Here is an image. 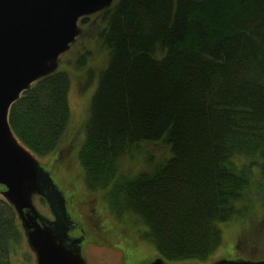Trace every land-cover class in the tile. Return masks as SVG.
<instances>
[{
  "label": "trees",
  "instance_id": "16d2710c",
  "mask_svg": "<svg viewBox=\"0 0 264 264\" xmlns=\"http://www.w3.org/2000/svg\"><path fill=\"white\" fill-rule=\"evenodd\" d=\"M103 13L109 59L77 151L85 183L137 216L168 261L206 260L220 222L246 214L255 165L264 186V0H114ZM69 83L57 68L10 105L11 128L37 156L67 129ZM161 138L162 162L119 171L132 145ZM23 235L0 196V264Z\"/></svg>",
  "mask_w": 264,
  "mask_h": 264
},
{
  "label": "rangeland",
  "instance_id": "374dc122",
  "mask_svg": "<svg viewBox=\"0 0 264 264\" xmlns=\"http://www.w3.org/2000/svg\"><path fill=\"white\" fill-rule=\"evenodd\" d=\"M105 22L103 9L82 15L78 20L81 29L79 34L68 49L60 54L57 68L65 69L70 76L67 96L69 122L57 148L37 158L64 193L67 210L75 222V228L69 232L74 235L83 234L81 248L88 264H145L161 255L146 237V225L131 213L113 211L104 189H90L85 183L83 168L77 158L90 116L91 98L98 77L109 59V48L100 35ZM170 154V148L163 138L143 140L121 154L117 165L120 172L135 173L151 169ZM236 160L241 164L248 158L239 155ZM253 172V182L245 201L246 214H235L221 221L222 241L219 246L206 260L191 261L210 264L216 259L234 255L249 258L264 256V186H259L263 181L259 179L257 165ZM3 187L0 184V189ZM33 200L42 214L52 216L42 196L35 195ZM10 257L13 263H36L35 252L25 237L16 245Z\"/></svg>",
  "mask_w": 264,
  "mask_h": 264
},
{
  "label": "water",
  "instance_id": "95a60500",
  "mask_svg": "<svg viewBox=\"0 0 264 264\" xmlns=\"http://www.w3.org/2000/svg\"><path fill=\"white\" fill-rule=\"evenodd\" d=\"M114 0H0V190L13 205L26 241L35 252L34 264H88L83 257V234L69 231L75 222L64 193L36 154L14 133L8 120L10 105L38 78L56 70L58 58L80 32L82 15L103 9ZM43 195L54 218L35 206ZM12 264H24L12 261ZM145 264L169 262L161 255ZM210 264H264V256L222 257Z\"/></svg>",
  "mask_w": 264,
  "mask_h": 264
}]
</instances>
